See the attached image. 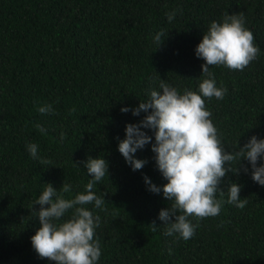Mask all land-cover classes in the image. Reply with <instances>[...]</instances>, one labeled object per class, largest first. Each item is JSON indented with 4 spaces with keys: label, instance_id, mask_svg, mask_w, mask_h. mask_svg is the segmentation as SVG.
Listing matches in <instances>:
<instances>
[{
    "label": "trees",
    "instance_id": "16d2710c",
    "mask_svg": "<svg viewBox=\"0 0 264 264\" xmlns=\"http://www.w3.org/2000/svg\"><path fill=\"white\" fill-rule=\"evenodd\" d=\"M174 10L169 22L166 13ZM226 13L243 14L260 49L242 71L209 68L227 91L206 99V108L223 147L235 152L253 135L264 139V0H0V264H55L31 246L40 227L32 209L40 208L34 203L46 183L58 192L70 184L66 199L84 191L91 177L80 162L89 156L108 162V176L93 189L103 209L85 205L100 217L98 264H264V186L252 180L246 159L241 165L249 172H228L220 185L221 212L200 220L185 241L164 234L158 214L171 202L144 182L147 175L158 186L167 183L151 144L135 153L147 160L141 170L118 151L126 124L145 115L122 107L147 100L161 79L181 94L198 91L204 61L195 47ZM47 105L51 111H38ZM29 143L51 164L33 158ZM230 182L241 185L243 209L227 203Z\"/></svg>",
    "mask_w": 264,
    "mask_h": 264
},
{
    "label": "clouds",
    "instance_id": "9594fccd",
    "mask_svg": "<svg viewBox=\"0 0 264 264\" xmlns=\"http://www.w3.org/2000/svg\"><path fill=\"white\" fill-rule=\"evenodd\" d=\"M166 16L171 22L175 10L166 13ZM161 35L158 33L154 38L159 46L162 43ZM259 53L253 33L245 27L243 14L226 13L221 22L213 20L210 23L195 47L196 57L204 61L200 75L204 78L199 83L198 91L186 88L181 94L177 88L161 79L160 90H150L147 100H140L138 106L132 108H121V112L131 111L133 116L145 113L138 123L126 124L125 137L117 138L118 151L133 171L141 170L147 160L136 158L135 153L151 144L155 166L167 183L158 186L147 175L144 182L148 191L156 194L162 192L163 197L171 202L158 214V219L165 225L166 236L175 235L176 239L187 241L195 235L200 220L215 217L221 212L224 201L216 199V194L218 191L221 196L224 194L220 185L227 173L239 175L241 169L244 173L249 172L246 165H241L242 158L251 165L252 180L264 186V163L259 166L257 163L264 157V139H257L253 135L237 151H226L205 103L206 99L213 97L223 99L227 91L216 86L214 74L209 71L210 66L242 71L257 59ZM51 110V105L38 109L42 114ZM143 129H150L153 135ZM39 130L42 133L45 131L42 127ZM26 148L40 163L51 164L50 160L38 157L36 144H26ZM80 163L91 177L84 191L66 199L64 194L72 192L70 184L63 182L58 192L51 183H46L47 186L34 203L40 208L32 209L40 227L30 237L31 246L39 258H46L55 264H98L102 254L99 240L94 239L100 217L85 205L92 204L96 209H103L104 198L93 189L105 175L108 176V162L104 158L89 156ZM240 190L241 185L230 182L227 203L243 209L248 201L241 199ZM70 210L71 216L65 219ZM151 224L155 231V221Z\"/></svg>",
    "mask_w": 264,
    "mask_h": 264
}]
</instances>
